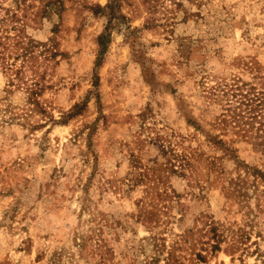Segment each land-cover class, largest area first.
<instances>
[{"label": "rangeland", "instance_id": "374dc122", "mask_svg": "<svg viewBox=\"0 0 264 264\" xmlns=\"http://www.w3.org/2000/svg\"><path fill=\"white\" fill-rule=\"evenodd\" d=\"M48 1L0 0L37 42L0 67V264H264V144L232 121L264 0Z\"/></svg>", "mask_w": 264, "mask_h": 264}, {"label": "trees", "instance_id": "16d2710c", "mask_svg": "<svg viewBox=\"0 0 264 264\" xmlns=\"http://www.w3.org/2000/svg\"><path fill=\"white\" fill-rule=\"evenodd\" d=\"M14 1L16 2V0ZM50 3L52 4L54 2L49 0L48 3H44V6L47 7ZM117 4L118 0H108L104 6L97 4L96 8L108 10L111 17L117 15ZM96 8L94 9V12L96 11ZM6 23L11 25L8 26ZM24 24V19H22V17L17 13L16 9H7L5 14L0 16V67L10 71L14 74V76L20 75L23 64L32 56L33 47L37 44V42L30 36L28 37L27 35H24V32L22 33V25ZM108 36L109 30L108 25H106L104 30L101 31L97 37L99 45L98 55L104 51L105 44L108 41ZM48 49L49 47L46 48V50ZM54 54L55 52L52 51L51 55ZM17 57H21V61L18 65H16L15 62ZM10 80L12 81V78ZM32 84L33 87L31 88H36L38 81H33ZM35 92L36 90L34 93ZM239 94L242 99L239 100L238 106L234 107H241V105H244L245 107L244 109L240 108L238 112H233L232 121L237 122L238 125L242 127L248 125L253 128L255 126L257 134L259 137H262V141H260L259 144H264V109H257L258 107H264V96L258 94L249 96L247 93L244 94L242 92H239ZM34 101L36 102V99H34ZM256 122L258 125H254ZM242 129L246 132L248 130L247 128ZM262 148L264 149V145H262Z\"/></svg>", "mask_w": 264, "mask_h": 264}]
</instances>
